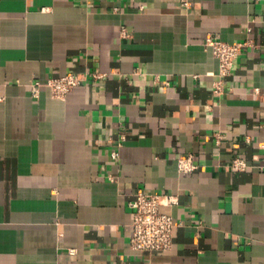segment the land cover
<instances>
[{"label":"crops","instance_id":"1","mask_svg":"<svg viewBox=\"0 0 264 264\" xmlns=\"http://www.w3.org/2000/svg\"><path fill=\"white\" fill-rule=\"evenodd\" d=\"M209 33L252 42L219 95ZM138 190L170 249L130 246ZM0 264H264V0H0Z\"/></svg>","mask_w":264,"mask_h":264},{"label":"built area","instance_id":"2","mask_svg":"<svg viewBox=\"0 0 264 264\" xmlns=\"http://www.w3.org/2000/svg\"><path fill=\"white\" fill-rule=\"evenodd\" d=\"M185 5H190V0H183ZM143 8V5L140 6ZM252 27H248L251 31ZM123 33H126L125 29ZM252 44L249 40L227 41L209 33L204 40V45L211 48L213 54L218 58L219 68L217 78L214 81L213 91L222 94L225 89L226 78L232 74L236 58L242 53L243 48ZM95 76H102L103 73L94 72ZM83 77L77 72H67L59 76H51L45 84L51 89L56 97H65L67 93L76 85L81 83ZM41 80L31 83L32 94L38 96ZM258 91L259 88L257 87ZM112 157L117 158V149L112 151ZM232 165L236 169L247 168L246 159L235 156ZM192 155H184L178 158V168L180 171L191 172L197 168ZM112 178V177H111ZM179 197L172 193L154 192L138 190L130 199L129 204L133 209L130 233V246L139 251H155L170 249L174 240V228L177 225L173 215L161 209L162 205H172L178 203ZM74 253L75 250L71 249Z\"/></svg>","mask_w":264,"mask_h":264}]
</instances>
